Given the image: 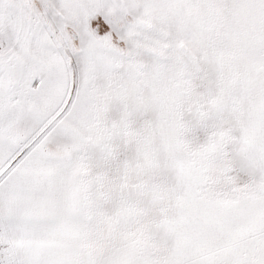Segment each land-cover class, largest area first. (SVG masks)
Masks as SVG:
<instances>
[{
  "label": "snow or ice",
  "instance_id": "6c2138e0",
  "mask_svg": "<svg viewBox=\"0 0 264 264\" xmlns=\"http://www.w3.org/2000/svg\"><path fill=\"white\" fill-rule=\"evenodd\" d=\"M0 264H264V0H0Z\"/></svg>",
  "mask_w": 264,
  "mask_h": 264
}]
</instances>
